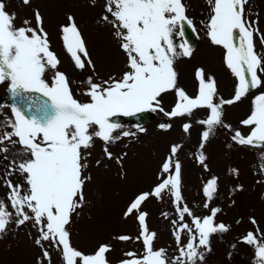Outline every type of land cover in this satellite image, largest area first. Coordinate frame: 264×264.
Wrapping results in <instances>:
<instances>
[{"label":"snow or ice","instance_id":"6c2138e0","mask_svg":"<svg viewBox=\"0 0 264 264\" xmlns=\"http://www.w3.org/2000/svg\"><path fill=\"white\" fill-rule=\"evenodd\" d=\"M21 2L27 6L32 0ZM89 3L96 6V0ZM206 3L210 9L207 36L213 45L224 49L225 65L238 81L234 97L228 100L218 98L215 79L202 68L195 73L198 88L194 97L178 86L176 62L191 58L193 48L187 40L178 44L175 37H185V25L195 31L183 0H104L97 24L110 29L126 58L125 70L119 77L103 78L96 72L75 17L67 15V22L60 26L64 50L76 70L92 73L80 81L70 80L60 70L61 60L52 50L41 12L34 10V26L33 20L27 19L17 26L15 13L6 11L4 0H0V85H6L12 100L11 116L0 120V153L9 161L0 176L7 188L6 198H0V239L27 226L37 233L33 240L43 257L37 259V264H51L49 247L56 249L62 264H110L111 244H100L92 253H85L71 240L74 219L90 204L87 188L92 175L88 157L96 141L102 142L104 158L117 164L123 177V156L114 157L109 147L135 137L137 132L124 130L119 117L160 112L173 119L206 109L207 118L198 121L206 127L201 150L216 127H230L223 123L224 106L264 87V55L256 51V39L264 45V33L259 31L258 21L246 16L249 0ZM73 84H78L75 92ZM170 92H174L176 102L171 111H165L162 97ZM77 95L87 99H77ZM241 124L249 132L244 135L235 130V143L264 149V92L254 97L250 115ZM191 126L184 123L182 131L188 134ZM171 127L159 125L165 132ZM137 131L145 129L138 127ZM181 148L180 144L170 146V154L161 161L155 186L137 193L126 204L122 219L137 222L139 235L135 239L142 242L143 254L125 252L128 258L120 264H203L206 252L211 251L212 235L229 231V226L216 223L221 209L210 208L208 203L218 190V177L213 176L203 186V206L209 215L198 217L184 203L182 165L177 159ZM259 158L264 172V151ZM205 159L201 151L197 161L207 171ZM101 164V160L95 161L97 167ZM13 176L22 177L23 182H14ZM165 195L172 198L177 214L171 223L179 255L171 258L165 249L154 248L156 233L150 231L148 213L143 210L151 198L163 200ZM163 215L168 218L167 213ZM186 216L191 218L190 223ZM251 223L256 225L254 219ZM182 234H187L186 242ZM114 239L129 242L133 238L117 235ZM240 242L253 249L252 264H264V233L258 226Z\"/></svg>","mask_w":264,"mask_h":264},{"label":"rangeland","instance_id":"374dc122","mask_svg":"<svg viewBox=\"0 0 264 264\" xmlns=\"http://www.w3.org/2000/svg\"><path fill=\"white\" fill-rule=\"evenodd\" d=\"M183 2L188 9L187 15L195 26V42L192 46V57L176 62L178 86L194 97L198 88L195 73L202 68L215 79L218 98L232 99L238 81L225 65L224 49L213 45L207 36L206 24L210 9L206 0ZM4 3L6 11L15 13L17 26H21L25 19L33 20L34 10L41 12L52 50L61 60L60 70L70 80L80 81L92 73L90 70L83 73L76 70L64 50L60 26L67 22L69 14L76 19L96 72L107 78L110 75L119 77L125 70L126 58L113 39L110 29L97 24L104 0H96L95 7L90 6L89 0H32L31 5L27 6L21 0H4ZM245 7L248 19L258 21L257 27L264 33V0H249ZM175 40L178 44L182 42L179 36ZM256 51L264 55V45L259 38L256 39ZM72 87L75 92L78 84H73ZM6 89V85H0V106H3L0 107V120L11 116L7 102H3ZM261 92H264V87L251 90L232 105H225L223 123L230 127H216L202 150L201 136L206 127L198 121L207 118L206 109L194 110L191 116L173 119L160 112L153 113L152 119L140 126L145 129L144 132L137 131L138 127L134 125L122 124L124 130L137 132L135 137L124 138L109 147L114 157L123 156V177L120 175L121 168L104 158L103 144L97 140L95 147L90 150L91 156L88 157L92 175V181L87 188L90 204L71 225L73 246L85 253H92L98 245L109 243L113 248L108 253L110 264H120L122 259H127L125 252L141 254L142 242L135 239L139 235L138 224L133 219L123 220L122 212L134 195L149 191L155 186L161 161L170 154L171 145L180 144L182 148L177 159L182 165L181 194L184 203L198 217L209 215V210L203 206L206 201L203 186L208 179L218 177V190L214 194L216 200L212 199L208 203L210 208L221 209L216 223L229 226V231L212 235L211 251L206 252L203 264H252L253 249L240 241L248 232H255L257 226L264 233V172H261L262 161L259 158L264 149L240 146L232 137L237 129L244 135L248 134L249 129L241 121L250 115L252 100ZM77 98L87 99L79 95ZM175 102L174 92L166 93L162 97L165 111H171ZM184 123L192 125L188 134L182 131ZM160 124H171L172 127L165 132L159 128ZM201 151L206 156L204 164L207 165V171L197 161ZM96 160L102 161L101 166L95 165ZM8 163L0 153V176L4 175ZM104 164L108 167H104ZM233 169L237 171L233 172ZM11 179L14 182H23V178L19 176ZM6 195L7 188L0 180V198H6ZM143 210L148 213L150 231L156 233L154 248L165 249L171 258L170 248L178 251L173 235L174 226L171 223L177 215L172 198L169 195H165L163 200L151 198L145 203ZM164 213L168 214V218L164 217ZM185 219L186 222H191V218L186 216ZM253 219L256 225L251 223ZM36 235L35 229L25 226L10 231L0 239V264H37L38 258L43 260L41 249L33 240ZM117 235H128L133 239L120 242L114 239ZM182 239L186 242L187 234H182ZM48 251L51 254V264H62L55 248L49 247Z\"/></svg>","mask_w":264,"mask_h":264},{"label":"water","instance_id":"95a60500","mask_svg":"<svg viewBox=\"0 0 264 264\" xmlns=\"http://www.w3.org/2000/svg\"><path fill=\"white\" fill-rule=\"evenodd\" d=\"M185 35L187 36L188 40L190 43L193 42V36L191 35V33H189L186 29H185ZM9 102L12 104V100H11V94L9 95V98H8ZM139 116H135V117H119L117 118L118 119V122H123V121H135V119H137ZM140 121L144 122L148 119V115H143L142 114V117H140Z\"/></svg>","mask_w":264,"mask_h":264},{"label":"bare ground","instance_id":"6f19581e","mask_svg":"<svg viewBox=\"0 0 264 264\" xmlns=\"http://www.w3.org/2000/svg\"><path fill=\"white\" fill-rule=\"evenodd\" d=\"M186 65L184 64V67H185ZM187 68H188V66H187Z\"/></svg>","mask_w":264,"mask_h":264}]
</instances>
